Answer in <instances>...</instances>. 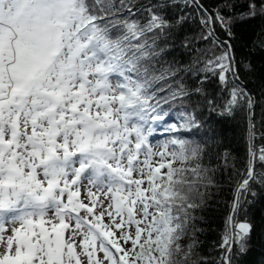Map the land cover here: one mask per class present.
Segmentation results:
<instances>
[{
	"label": "snow or ice",
	"instance_id": "1",
	"mask_svg": "<svg viewBox=\"0 0 264 264\" xmlns=\"http://www.w3.org/2000/svg\"><path fill=\"white\" fill-rule=\"evenodd\" d=\"M130 3L0 0V264H85L82 257L87 264H188L193 255L198 241L183 247L179 241L195 219L192 212L216 186L211 170L199 163L190 169L153 166L154 156L166 154L182 164L199 161L202 148L196 141L172 140L178 151L167 153L165 145L154 152L148 140L167 113L157 110L159 101L150 103L157 77L149 76L147 62L165 51L157 43L162 36L165 44L179 38L177 29L188 17H167L181 0L141 5L146 18H134ZM183 4L200 13V39L213 46L203 67L188 71L205 73L200 85L211 73L228 89L219 115H231L240 100L251 108V94L238 83L242 69L233 28L264 21V0H219L211 11L200 0ZM181 46L190 47L187 36ZM252 46L264 51V29ZM247 67L254 70L251 63ZM193 91L204 93L202 86ZM178 95L189 92L181 85L173 98ZM184 126L191 131L201 124L189 113ZM257 161L264 167V148L257 155L250 147L217 245V264H237L248 251L252 225L233 224V215L245 193L255 195L252 184H264Z\"/></svg>",
	"mask_w": 264,
	"mask_h": 264
},
{
	"label": "trees",
	"instance_id": "2",
	"mask_svg": "<svg viewBox=\"0 0 264 264\" xmlns=\"http://www.w3.org/2000/svg\"><path fill=\"white\" fill-rule=\"evenodd\" d=\"M119 3V0H115ZM157 0H131L129 6L135 13L134 18L147 16V13L140 7L155 3ZM219 0H200V3L210 11L216 7ZM139 9V10H138ZM183 13L188 17L180 32L179 38L170 39L165 44L166 37L162 36L157 41L165 51L148 61L150 68L149 76L157 77L152 80L151 90L154 92L152 104L160 102L157 109H163L167 115L163 121L153 124L154 131L159 124H176L175 118L180 114L193 113L201 124L199 130L193 128L189 131L186 127L178 126L171 134H165L158 142L161 143V151L167 145V153L178 151V145H173L172 140L196 141L201 145L202 154L199 161L189 160L183 164L180 161H173L170 155L153 163H172L174 168L188 167L189 169L199 163L202 168L210 169L215 187H211L206 193V204L192 212L195 219L190 220L186 229L188 245L193 238L198 244L193 249L188 264H217L220 259V249L217 245L225 229V222L231 213V205L234 199L237 182L243 179V173L248 162L249 148L251 147L257 155L261 148H264V51L259 47H253V41L260 37L264 29V21L253 20L250 22H239L233 28L235 39L233 40L235 55L241 66L240 86L251 94L254 103L251 108L246 101H238L231 115H219L223 105L229 98L227 88L222 89L216 77L207 73V80L203 85L198 81L205 76L204 72L193 75L188 71L190 66L194 68L203 67L205 51L213 46L209 41H203L200 36L203 32L200 25V13L192 7H184L183 0L180 6H173L167 13L169 20L176 15ZM143 23L144 20L141 19ZM218 33L219 29L217 28ZM221 38L223 34L219 33ZM187 36L190 47L181 46V41ZM199 49L200 51H196ZM208 52L207 55H211ZM218 54V53H217ZM200 60L199 63L194 61ZM251 63L254 70L247 67ZM175 75H172V72ZM162 77V78H160ZM181 85L189 92V95H178L173 98V93L179 92ZM202 86L203 94L193 91L194 87ZM167 100L165 103L164 101ZM213 102L212 111L207 103ZM251 129V135H250ZM167 131V130H165ZM149 145L152 142L151 135L148 138ZM256 171L264 173V167L256 162ZM167 173V168L161 169V175ZM185 177L191 179V173H185ZM147 187V184L144 186ZM201 191H205L203 188ZM252 192L245 193L242 197L240 211L233 215V224L248 222L252 225L249 237L248 251L237 257V264H264V184L256 182L252 184ZM199 229V231H195ZM182 239L179 241L180 245ZM130 247V245H124ZM185 245V246H186ZM183 247V246H182ZM116 255H120L112 249Z\"/></svg>",
	"mask_w": 264,
	"mask_h": 264
},
{
	"label": "rangeland",
	"instance_id": "3",
	"mask_svg": "<svg viewBox=\"0 0 264 264\" xmlns=\"http://www.w3.org/2000/svg\"><path fill=\"white\" fill-rule=\"evenodd\" d=\"M187 117H188V114H183L182 113V114L178 115L176 117V128L178 126L185 127L184 125H185V121H186ZM170 126H171V124H168V125H160L159 124L158 129H157V132H158L157 134H160V132L162 130H164L163 128H168L169 131H167V132H171L172 130H170ZM156 137H158V135L152 134L153 141L150 144V146L152 147V149H153L154 152H159L160 149L162 148V146H160V144L156 142V139H155ZM141 159H143V156H141ZM156 161H158V157L157 156H154L153 157V163H155ZM134 176H135V174H134ZM87 183H88L87 180L83 181V185L84 186H87ZM84 191H85V188L84 187H81V197H80V199L81 200H84V202L87 203L88 201L85 199ZM97 211H99V209H97ZM81 215H84V213L81 212ZM49 216H51V213H49ZM105 221H107V218H105ZM7 227H9V230H10L11 225H7ZM68 231H71V229L66 230V233H65L66 237H67V232ZM8 234L9 233H5V235H8ZM117 235H119V232H117ZM78 240H79V238H78ZM181 244H182V246H185L187 244V239L186 238H182ZM108 247L110 249V246H108ZM110 251H111V249H110ZM77 252H80V249L79 248H77ZM97 256L100 257V258H102L103 257V253L97 252ZM82 259H84L85 264H87L86 257H82Z\"/></svg>",
	"mask_w": 264,
	"mask_h": 264
}]
</instances>
